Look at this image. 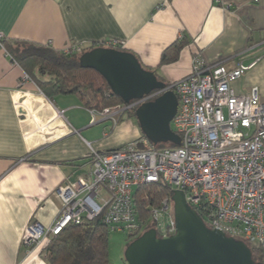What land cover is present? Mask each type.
Listing matches in <instances>:
<instances>
[{
  "label": "crops",
  "instance_id": "1",
  "mask_svg": "<svg viewBox=\"0 0 264 264\" xmlns=\"http://www.w3.org/2000/svg\"><path fill=\"white\" fill-rule=\"evenodd\" d=\"M0 32L57 51L119 40L170 85L192 73L195 57L230 69L243 64L250 69L233 88H258L264 102V0H0ZM184 39L178 60L161 66L164 51ZM26 75L0 51V264H48V244L30 253L23 244L27 226L54 225L62 209L57 188L91 182L93 152L144 137L134 117L115 125L78 93L48 97Z\"/></svg>",
  "mask_w": 264,
  "mask_h": 264
},
{
  "label": "built area",
  "instance_id": "2",
  "mask_svg": "<svg viewBox=\"0 0 264 264\" xmlns=\"http://www.w3.org/2000/svg\"><path fill=\"white\" fill-rule=\"evenodd\" d=\"M5 40L0 32V51L7 53ZM99 46L122 50L125 43L109 40ZM86 49L73 44L63 51L83 54ZM249 69L243 64L233 69L223 63L207 65L195 57L192 73L169 87L179 101L172 129L181 145L138 149L130 144L108 153L93 152L92 181L57 188L62 209L54 225L46 229L33 220L27 226L23 244L29 253L69 225L98 217L109 232L137 238L155 229L158 237H170L177 231L172 196L178 190L210 229L264 255V102L258 88L246 94H237L233 88ZM162 94L155 91L143 100L99 114L116 125L125 113ZM160 182L170 188L171 195L152 208L151 229L146 230L134 205L135 188ZM105 190L108 198L103 196Z\"/></svg>",
  "mask_w": 264,
  "mask_h": 264
},
{
  "label": "water",
  "instance_id": "3",
  "mask_svg": "<svg viewBox=\"0 0 264 264\" xmlns=\"http://www.w3.org/2000/svg\"><path fill=\"white\" fill-rule=\"evenodd\" d=\"M82 69L100 74L111 92L125 104L143 100L155 91L163 94L142 104L135 118L143 135L154 145H181L172 129L179 101L155 70L143 66L132 52L98 47L80 56ZM177 231L160 238L155 229L144 232L127 247L125 264H264L256 262L247 244L210 229L187 202L183 191H173Z\"/></svg>",
  "mask_w": 264,
  "mask_h": 264
},
{
  "label": "trees",
  "instance_id": "4",
  "mask_svg": "<svg viewBox=\"0 0 264 264\" xmlns=\"http://www.w3.org/2000/svg\"><path fill=\"white\" fill-rule=\"evenodd\" d=\"M4 45L12 59L48 97L78 93L87 107L97 111L95 113L125 104L111 92L100 74L80 67L79 59L82 54H67L53 49L49 44L40 45L18 40L6 39ZM187 45L186 39L175 42L164 51L160 65L176 62ZM89 50L86 49L84 53ZM135 112L136 110L128 111L124 115L135 117ZM139 141L133 143L136 148L146 149ZM151 146L155 147L152 143ZM170 195V188L161 182L137 188L134 205L138 219L145 222L146 230L151 229L152 208ZM108 234L109 230L102 223L101 217L85 220L81 225L71 224L61 234L50 239L44 250L46 261L48 264H110ZM252 252L256 262L264 263V255L260 249L254 248Z\"/></svg>",
  "mask_w": 264,
  "mask_h": 264
},
{
  "label": "rangeland",
  "instance_id": "5",
  "mask_svg": "<svg viewBox=\"0 0 264 264\" xmlns=\"http://www.w3.org/2000/svg\"><path fill=\"white\" fill-rule=\"evenodd\" d=\"M111 122L102 124L100 126H104L106 124H111ZM171 126L173 128V124H171ZM107 127H110V126H107ZM139 143L141 145L146 146L147 149H150L152 147L150 141L145 136L142 139H140ZM136 190H137V188H135V191ZM103 196H105L106 198H108L110 196L108 190H105L103 192ZM134 240H135L134 237H130L125 232H109V234H108V248H109L110 264H125L126 263L125 262L126 249Z\"/></svg>",
  "mask_w": 264,
  "mask_h": 264
}]
</instances>
